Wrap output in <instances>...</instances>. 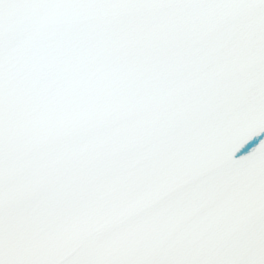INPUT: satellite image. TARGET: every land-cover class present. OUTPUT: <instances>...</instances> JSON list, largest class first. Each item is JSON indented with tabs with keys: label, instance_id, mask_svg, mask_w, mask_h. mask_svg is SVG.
Wrapping results in <instances>:
<instances>
[{
	"label": "snow or ice",
	"instance_id": "obj_1",
	"mask_svg": "<svg viewBox=\"0 0 264 264\" xmlns=\"http://www.w3.org/2000/svg\"><path fill=\"white\" fill-rule=\"evenodd\" d=\"M0 264H264V0H0Z\"/></svg>",
	"mask_w": 264,
	"mask_h": 264
}]
</instances>
